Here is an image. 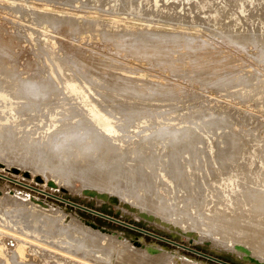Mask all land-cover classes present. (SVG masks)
I'll use <instances>...</instances> for the list:
<instances>
[{
    "label": "bare ground",
    "instance_id": "1",
    "mask_svg": "<svg viewBox=\"0 0 264 264\" xmlns=\"http://www.w3.org/2000/svg\"><path fill=\"white\" fill-rule=\"evenodd\" d=\"M88 1L90 2V0ZM93 1H96V5L97 2L109 1L107 3L114 4V6L109 4V6H112V8L113 7L117 8V4H119V6L123 7L121 9H124L126 11L125 13L128 14H133V13L136 14L138 11L141 10V9L139 10V8L141 7L140 3L139 5H137L138 2H135L134 0H133L134 3L131 2V0H93ZM147 1L149 2L150 0ZM151 1L153 3L156 0H151ZM183 1L184 0H182V2ZM193 1H192L191 9L196 11L197 14H199L200 16H202V20H204L203 21L204 23L206 20L207 23H209V21H212L215 24L217 22H219L217 24H220L222 22L221 17H224L222 15L226 13L225 11L223 12L224 8L225 10L228 9V11H232L233 13L231 16H234L235 18L241 16L244 19L242 20L244 21V23L251 18L253 19L255 18L256 20L254 21L251 20V21L257 22L258 30L256 32H254L253 30L254 33L251 32L253 33L252 35L250 34V31L252 30L248 32L245 31L244 33L234 31L233 33V31H230L231 30L230 28H232L231 26L229 27L228 30V25H227L228 23H226L227 26H225V28H223L224 26L222 27L219 25L223 29V31L219 29V32L221 31L219 34L214 29L215 27L213 29L211 28L210 29L212 31L215 30L216 31L215 34L216 33L218 35L221 34L220 39L222 38L223 39L222 42L224 43L227 42V44L230 43L231 45L235 44L233 46L237 45L239 47L246 46L250 43L253 46L260 45V47H264V0H215V1L193 0ZM143 2H141V4L142 3L145 4L146 0ZM170 2L172 3V1ZM157 3H159V1ZM85 4L83 1V5ZM159 4L158 7L161 6V5L159 6ZM182 4L184 3H181V5ZM99 5L98 7H100ZM148 5H152V4L149 3ZM163 5L165 6V4H162V8L167 9L169 13L170 11L174 12V10L177 9V6L174 7L171 4H170L171 7L169 6V8H167L168 5L166 7H163ZM188 5L191 6L190 3H188ZM106 6L107 4L104 7ZM147 6H145V8ZM152 6L154 7V3ZM92 7L94 6L92 5ZM178 7L180 8L179 5ZM162 8H160L161 10L159 9L160 13L161 12L163 13ZM115 10L117 9H114V11ZM107 11L108 10H106V12ZM147 11L150 12L148 13ZM147 11L146 12L150 16L152 12L151 9L149 8V10ZM182 11H180V13H182ZM123 12L121 13V17L122 15L124 16L123 18L129 16ZM155 12H157V9ZM155 12L153 11V14ZM111 13L115 14V12L114 13L111 12ZM250 13H254V15ZM52 14H50L49 16L51 17ZM170 14L173 15L172 13ZM118 15L120 16V14ZM125 15L127 16L125 17ZM162 15L160 17H162ZM169 15L168 18L172 17ZM181 15L180 17H182ZM135 16H137V14ZM154 16L156 17V15ZM200 16L199 18L201 20ZM69 17H70L69 19H71V16ZM129 17L132 18V16ZM123 18L122 19L111 18L109 19V22L105 23L103 21L100 20L98 21L96 19L86 20V18L83 17V19H85L83 25L78 24L80 26L75 25V27L81 31L87 30L90 34L100 35L104 37L103 38L104 40H106L105 37L107 36L110 40H114V41L117 40L119 41V43L121 40H123V42L130 41V43L128 44H135L137 42L136 38L141 34H143L144 37H149L150 41H152L153 44L157 43L156 45H152V48L150 49V53L149 51L147 53L152 54V56L155 55L158 60L155 58V56L154 58L158 61L160 66L161 64L170 63V61H172V63L175 62L171 59L173 58L174 54L178 53L177 55H180V57L177 58L178 65L179 66L183 65L184 67H186L187 64L186 61H184V58L192 57L191 60L196 61V63L194 62L195 67L194 64L193 66L190 65L191 67L189 66V70L191 73L195 71L193 72L194 74H196V72L197 74L199 73L197 80H200V82L204 83L202 84L203 86L206 83L211 84V86L212 85L214 86V89H216L215 87L217 86V88L223 89L222 91H224L225 89V91L228 90L229 94L232 93L238 95L241 94L243 95L247 93L248 92L247 87L253 86V83L251 85V83L249 84L247 80L246 82L245 80L243 82L240 81L245 78V76L243 77L240 74L241 72L238 74V76L240 75L243 77L242 79V77L239 76L241 78L239 80L240 82L237 81L238 78L236 79L232 77L234 70H236L237 72L238 70L240 71V68H238V66H237L238 69H236V67L234 68V66L236 65L232 63L234 61L233 59L231 63L234 66L230 62H227L226 58H225L226 61L224 59L220 60L219 57H218L219 60L214 61L216 55L213 56L212 54L207 53L206 56L208 57H202L201 56L202 54H200V52H197L196 49L197 47L195 48L196 50L193 47H191L192 45H194L192 43L190 44L191 39L195 37L189 36L186 32L182 31V29H180V31L171 30L170 26H173L175 22L174 23L172 22L173 24L167 26L170 28V29L167 28L169 32L165 30L161 32H149L147 30L145 32L141 31L138 34H136L133 31L134 26L131 27L125 25ZM134 18L133 20H135ZM164 18H165L164 22H166V17ZM168 18L167 21L169 23H171V21L174 20V19L172 20L169 19L170 20L169 21ZM185 18L186 17L183 16V19ZM193 18L194 17H192V19ZM226 18L225 21H229L228 20L229 17L227 18V20ZM176 19L178 20V17ZM125 20H128V18H126ZM231 20H233V18ZM239 20L240 19H238L237 21ZM68 21L70 22V20ZM178 21L180 24L182 23L181 19ZM184 21L185 20H183V22ZM194 21L192 22L191 20V23H194ZM196 21H198L197 18ZM185 22H187V19ZM231 22L233 25L235 21H231ZM179 23L177 24L179 25ZM247 23L248 22H246V25H249ZM202 24L199 23V25ZM238 24L240 26V23ZM108 25L112 26V28L115 29L114 34L110 32ZM223 25H225V23ZM209 27L212 26L210 25ZM252 27L254 28V25ZM237 30L241 31L240 29ZM69 33L71 32L69 31ZM210 36L212 38L213 33ZM180 41L187 42L185 50H181L179 48L180 50L175 51L176 50L175 48L174 51H171L173 49H169V46L173 47L174 44H177ZM199 42H204L205 43L204 45L208 43V42L206 43L205 41H199ZM199 42H197V44ZM184 43L183 46L185 45ZM134 46L138 47L140 45L135 44ZM199 48L200 50L203 49V47H199ZM212 48L214 47H211V49ZM5 49L6 48H4V51H6ZM127 53H131V52H127ZM144 53L146 55V52ZM144 53L142 54V57H144L143 56ZM218 55H221V53ZM260 56L263 57L264 52H262ZM151 57H149V59ZM55 58H53V60ZM93 58L94 57H92L91 59ZM222 58L224 57L222 56ZM6 60L7 59H5V61ZM263 62L264 59L262 63ZM52 63L51 65H53ZM116 63H118V61ZM237 63L239 62L236 61V64ZM62 64L64 66V63ZM83 65L86 64H84L83 62L82 66ZM156 65L158 66L157 62ZM173 65L175 66V63L170 64L169 66L173 67ZM87 67H85V69ZM192 67L194 68L192 69ZM175 68L172 69H174L175 71ZM53 69L55 70V68ZM102 69L105 68L102 67ZM170 69L169 71H171ZM13 70L12 72L7 70L5 71L4 68L0 66V145H1L0 156L1 157L4 158L7 157V156L5 157L6 150L8 151L10 149L11 150L16 149L15 152H11V156L8 157V159L10 158L13 161H17L23 158L24 161L23 163L24 164L26 163L25 167L31 168L32 170L37 172H41L46 168L51 173V177L53 180H58L59 178L62 180V182H64L62 178H65L67 182L69 180L70 181L72 180L73 182V179L74 180L77 179L80 180V182L91 183V181H93L91 180V175L93 174V171L95 169H110L111 167L114 166L112 162H115V164L119 163L118 164L119 167L123 169L122 172L126 176L127 174H129L130 177L129 183L131 186L130 190L133 192V195L136 196V198L139 199L140 197H146V196L148 197L151 194L154 195L153 199L144 200V205L146 207L145 211L152 213L153 215L156 216V218L158 217L159 219L170 220L173 224L175 225L177 224L183 229L193 228L199 233H209L217 237L219 236L221 237L223 234L226 235L225 233L229 232V230L230 231L238 230L239 232H243L242 229H240L242 227L240 224L243 222L250 224L249 227H252L250 229L253 231V233L254 232L257 233L259 230L264 229V136L262 137L258 136L256 131L254 132L258 137L256 136L253 137L252 135L253 133H251L253 138H251V136L249 138V133H248L247 136L249 139L243 136L245 133H243L242 136L236 133L235 134L224 133V135L222 136H216L215 133H213L212 125H214L215 122H218L219 120L208 122L205 126L195 125L193 127L192 124H196L192 121L194 120V118L193 119H191V117L190 119H188V117L182 118L183 115H180L182 117H180L178 114L173 115L174 113L172 112V110H169L172 108L170 102L172 100H177V99H178L177 101H179L180 99L179 97H177L179 96V94L177 95V92H175L176 93L175 96L171 93L172 87L169 88V85L166 86H168L170 90V94L174 96V99L173 97H171L172 99L169 98L170 94L168 98H165L167 96H164V98H162L163 96H161L160 97L161 101L158 100L161 103L157 104L156 102V104L154 105L151 102L153 101L155 96L154 98H152L153 95H150L148 93H143V91L149 92L151 94L152 92H150L149 90L147 91V89L144 88L145 85L142 84L144 86L141 87V89L143 88V91L141 90L143 94L141 93L142 95L139 96L140 90H138V88L140 86L138 88L137 86H134L135 83L137 82L135 80L137 79L131 80L133 78L126 79L123 85L117 84V86L115 85L112 86L110 84L112 87L111 89L107 88L106 85L107 83L106 84L104 83L105 85L102 86L100 85L101 83L99 84L100 86L96 84L97 88H93V84L89 82L91 81L90 79H92L90 74L88 72L84 73V71L82 73V71L80 70L79 72H81V75L79 76H81V79H77V78H76L77 80L65 79L64 81H62L63 85H61V82L56 83L55 80L53 81L50 76L46 79L43 77L38 80L19 79L20 77L19 78L17 77L19 76V74L16 75L15 73H13ZM90 70L87 69V71ZM94 70L97 71L96 69ZM241 71L243 73V70ZM237 72L234 71V73L236 74ZM137 73L138 72H136V74ZM95 74L93 73V76ZM258 77L259 76H257V78ZM58 78L59 76L56 77V79ZM194 78H196V76ZM139 83L141 84V82H138V85ZM154 83L152 82V84ZM246 83H248L249 85ZM156 85L159 84L156 83L155 86ZM61 86H63L64 90L66 91L65 93L63 92L60 93V90H58V89H62L60 88ZM205 86H210V85H205ZM156 88H154V90H157ZM158 88L160 90L161 87ZM163 88L164 86L162 87V90ZM168 88H164V89L166 90ZM251 88L253 89L255 87H251ZM252 89H250V91ZM254 90L255 89H253V94H254ZM173 91L174 89L172 90V92ZM160 92L162 91H158L157 93ZM168 92L166 90V93ZM153 93L155 95V91H153ZM220 93L222 92L220 91ZM51 94L52 95L54 94L53 97H50ZM58 94L59 96L62 94L61 95L62 97L60 96V98H56L55 95H57L58 97ZM90 94L94 97V99L90 96ZM160 94L163 95L164 93H160ZM160 94L158 96H160ZM204 95L205 94H203V97H205ZM248 97L250 96L248 95ZM198 111L196 113L195 112L192 113L198 115ZM209 114L211 113L209 112ZM41 125L44 126L42 131L40 132L39 128ZM191 127L193 128V130L191 129ZM23 132L26 133L25 140H23V142L19 143L17 146L14 147L13 144L14 145L16 144L14 142L15 136ZM128 135L133 137L132 138L133 140L132 139H129L130 141L126 140L128 139L127 138ZM3 143L6 144L8 143V145L4 146ZM2 144L4 147L2 146ZM203 146L206 148V151H203ZM220 146H222L221 149ZM29 147H31L32 149V154H22L21 151ZM199 147H202V151H200L201 154H199V156L200 155L201 156L195 158L196 155L194 156V151L195 150L198 151ZM46 149L47 151H50V153H53V155H55L58 158H60V156L58 155L65 154V156L68 157V161L66 163H62V160L60 158V160L58 159V161L56 162L48 163V158L46 159L41 154L42 151H45ZM103 161L106 162L103 163ZM193 165L197 167L196 168V170L198 171L197 175L199 174V176H195V174L193 173L195 172V168ZM192 169L194 171H192ZM77 180L75 181L77 182ZM70 181L68 183L71 185ZM99 186H101L102 188L107 187L105 183ZM173 190L177 192L176 194L178 193L180 194L177 197L174 196L173 198L167 199L169 194H173L172 192H175ZM57 211L58 210L56 211L54 209L52 210V208L47 206L44 202L30 199L28 203H25L13 193L0 192V264H74L75 263V261H71L73 260V258L64 261V263H61V261L60 262L55 261L57 260V258H59L58 260H61L60 253H58L59 250H61V252L66 251L71 253L81 252L82 256H87L88 258L92 257L96 261L98 260L99 262H105V264L106 263L109 264L108 261L110 257L114 254L113 253L114 241L110 242L108 240L111 239H107V237L105 238L102 235L101 237L100 235L99 236H93L94 234L90 235L86 232V230L84 231L83 229H80V227L79 228H77V226L73 227V225L71 224L72 221L71 223L64 224L62 217H59L60 213L58 215L59 218H57L56 216V214L58 213ZM228 234L229 233H227V235ZM263 240L262 242H264ZM48 244L49 247L51 244L52 245L51 247H53V249H58V251L56 250L57 251L56 259H54L53 261L45 258L50 254H48L47 256L42 255L46 253V249H48L47 248ZM90 246L96 247L97 250L95 248L96 251L95 250L91 251L93 249H90L91 248ZM126 249H124V247L120 248L119 250H117L115 256L119 257V259L121 256L123 258V255L128 253ZM32 251L33 254L35 252L38 255L34 254V256H32L33 254H30V252L32 253ZM69 254L70 253H67V255ZM52 255H50L51 258L50 256L48 258L50 259L55 258L54 256L55 254L53 255L54 257H52ZM41 256H43L42 259L40 258ZM62 256L65 255L62 254ZM75 256L77 258V255ZM80 260L81 261H79L78 259L76 264H80V262H83L82 258ZM129 260H133V259H129ZM91 261L93 260L91 259ZM87 262H89L88 259ZM133 262L136 261L133 260ZM88 264H93V263H88Z\"/></svg>",
    "mask_w": 264,
    "mask_h": 264
},
{
    "label": "rangeland",
    "instance_id": "2",
    "mask_svg": "<svg viewBox=\"0 0 264 264\" xmlns=\"http://www.w3.org/2000/svg\"><path fill=\"white\" fill-rule=\"evenodd\" d=\"M83 1H84V4L86 3L85 5H83ZM87 1L88 0L86 1L85 0H0V32H1L0 33L1 34L0 35V47H1L0 48V61H1L0 66L3 67L5 71L7 70V71L12 72V70L14 69L13 73H15L16 75L19 74V76H17L18 78L20 77L19 79L38 80L43 77L46 79L50 76L53 81L55 80L56 83L61 82V85H63L62 81H64L65 79H72V80L81 79V76H79L81 75V72H79V70L82 71V73L84 71V73L88 72L90 74L93 80L89 78L91 80L89 82L93 84V88H97V85L102 86L107 83L106 84L107 88L111 89L112 88L111 85L112 86L113 85L117 86V84L123 85L126 79H131V78H133L131 80L137 79L135 80L137 81L136 82L137 84L135 83L134 86H137V88L140 86L138 88V90H140L139 96L142 95L143 93H148L150 95H153L152 98H154L155 96V98L151 102L154 105L156 104V102L157 104L161 103L158 101V100L161 101V98H160L161 96H163L162 98H164V96H167L165 98H168L170 94L169 88L172 87L171 93L175 96L176 95L175 92H177V95L179 94V96L177 97H179L180 99L179 101H177L178 99L172 100L170 102L172 108L169 110H172V112L174 113L173 115H176V114H178L179 116L183 115V117L180 116L182 118H185V117L186 118L188 117V119H190V117L191 119L194 118V120L192 121L196 124H192L193 127L195 125L205 126L208 122L219 120L218 122H215V124L212 123L214 124L212 125L213 126L212 130L216 136H222L224 135V133L226 134L236 133V134H240V136H242L243 133H245L243 136L247 138H248L247 136L248 133H249V138L250 136L251 138H253L254 136L256 137L264 136V93H263L264 92V89H263L264 62L262 63L264 56L263 57L260 56L261 53L264 52V47H260V45L253 46L250 43L243 47H239L237 45L233 46L235 44L231 45L230 43L227 44V42L226 43L222 42L223 39L222 38L220 39L221 34L218 35L221 31H223L222 27L224 26L223 28H225V26L227 25H228V30L230 26L234 28V29L230 28L231 29L230 31H233V33L234 31L244 33L245 31L248 32L252 30L250 31V34L252 35L254 32L258 30L257 22H252L256 20L255 18L254 19L251 18L248 21H246L248 22L247 24H249V25H246V22L244 23V21H242L244 19L241 16L240 17L238 16V18L237 17L235 18L234 16H231L233 13L232 11H228V9L225 10L224 8L223 12L225 11L228 14L225 13L222 16H224L225 18L229 17L228 19L229 21H225V18L221 17L223 23L221 22L220 24H217L219 23L217 22L215 24L212 21H209V23H207L206 20L204 23L203 22L204 20H202V16H200L199 14H197L196 11L191 9L193 0L192 1L184 0L183 2L182 0H169V1L168 0H162V1L156 0L155 2H153L154 7L152 6L153 3L151 0L149 2L146 0L145 2L146 5L143 4L144 3L143 1L145 0L143 1L134 0L135 2H138V4L137 3L135 4L139 5L140 3L141 5V7L139 6L140 8L138 7L139 10L140 9L142 10L143 8H145V6H147L149 3L152 4V5H148L149 7L147 6L145 9H143L144 11L143 10L142 11L140 10L141 12L138 11L136 13L137 16H135L136 14L134 13L133 14L125 13L126 11L124 9H121L123 7L119 6V4H117V8L116 7L112 8V6H109V4L113 6L114 4L107 3L109 1L107 2L105 1L106 3L103 1H101L102 3L97 2V5H96V1L90 0V2L88 1L89 3ZM134 1L131 0V2L133 3ZM158 1L160 4L157 3ZM170 1H172V3ZM141 2L143 3L141 4ZM169 3L174 7L177 6V9H175L174 12L170 11V13H172L173 15H171L167 9L162 8V4H165V6L163 5V7H166ZM181 3H184L182 4L184 6H182ZM188 3H190L191 6L188 5ZM106 4L107 6L104 7ZM158 4L159 6L160 5L161 6L158 7ZM170 4L168 5L167 8H169V6L171 7ZM92 5L94 7H92ZM98 5L100 7H98ZM178 5L180 6V8L178 7ZM149 8L152 11L151 14H153V11L155 12L156 9H157V12H155L153 15L150 14L149 16L148 13L150 11H147L149 10ZM152 8H155V9H152ZM160 8L163 9V13L159 12L161 10ZM114 9H117V10L114 11ZM119 9H121L122 11ZM106 10L108 11L106 12ZM180 11H182V13H180ZM111 12L113 13L115 12V14H112ZM122 12L129 16H132V18L125 15V17L127 16L126 18H128V20H125L126 18H123L124 17L123 15L121 17ZM142 12L144 16L142 15ZM117 13L120 14V16ZM45 14H47L48 16ZM50 14H52L51 17L49 16ZM250 14L254 15V13H250ZM63 15L65 16L66 19L64 18ZM147 15L150 18H148ZM154 15H156V17ZM161 15L162 17H160ZM168 15L172 17L168 18ZM180 15L182 17H180ZM227 15H230V16H227ZM69 16H71V19H69L70 18ZM151 16L154 18H152ZM163 16L166 17L167 23H169L167 21V18L168 20L174 19L175 21L172 20L171 23L167 24L166 22H164L165 18ZM183 16H185L186 18L183 19ZM191 16L194 18L192 19ZM199 16L201 17V20ZM83 17L86 18V20L96 19L98 21L100 20L105 23L109 22V19L111 18H116V19L123 18L125 25L131 26V27L134 26L133 31L136 34H138L141 31L145 32L147 30L149 32H161L163 30L169 32L168 29L170 28L171 30H174V31L176 30L180 31V29H182V31L186 32L189 36L196 38V39L193 38L194 40L191 39V42H190V44L192 43L194 45L192 46L190 44L189 45L193 47L194 49L197 47L196 48L197 52H200V54H202L201 55L202 57H208L206 56L208 53V54H212L213 56L215 55L217 56V57L215 56V58L213 57L214 61L219 60V59L220 60L224 59L226 61L227 59V62L231 63L234 60L232 63L236 66H234L232 63L231 64L234 66V68L236 67V69L240 68V71L238 70L237 72L236 70H234L235 72H237V74L234 73L233 71L234 75L232 74V77L236 79L238 78L237 81H239L241 79L240 77L245 76V78L243 79L242 77L243 80H240V81L243 82L245 80L246 82L247 80V82L249 84L251 83V85L253 83V86L251 87H255L253 88L255 89L254 94H253V89L251 87H247L248 88L247 93L243 95L242 94L238 95V94H232V93L229 94L228 90L225 91L224 89V91H222L223 89L217 88V86L215 87L217 89L216 90L214 89L213 85L211 86V84L206 83L205 85H210V86H205V85L203 86L202 84L204 83L200 82V80H197L199 73L197 74L196 72V74H194L193 72L195 71L191 73L189 70V66L190 65L193 66L194 64V67H195V63H196V61L191 60L192 57L184 58V61H186V64H187L186 67H184L183 65L179 66L177 63V60H178L177 58H179L180 55H177L178 54L177 53V54H174L173 58L171 59L175 62L172 63V61H170V63L161 64L162 66L161 67L157 61L158 59L156 58V56L153 54L157 60L154 58V56H152V54H149L150 49L152 48V45H156L157 43L153 44L152 41H150L149 37H144L143 34H141L140 36L136 38L137 42L135 44H138L140 46L135 47L134 46L135 44H128L130 43V41H124L126 42L124 43L123 40H121L119 43V41L117 40L115 41L110 40L107 36L105 37L106 40H104L103 39L104 37L100 35L90 34L87 30L85 31L78 30L75 27V25L77 26H80L81 24L83 25V22L85 20L83 19ZM139 17H142V18H139ZM177 17H178V20L181 19L182 23L184 24L186 23L185 26L184 24L179 23V21L176 19ZM72 18H74L75 20ZM133 18L135 20H133ZM196 18L198 21H196ZM232 18L233 20H231ZM182 19L185 21L187 19L188 25H187V22L185 21L183 22ZM238 19L240 20L237 21ZM68 20H70V22ZM191 20L192 22L195 20L194 23H191ZM231 21L237 22V23L234 22L236 25L234 23L232 25ZM172 22L173 23L175 22L174 25L170 26V28L167 27L173 24ZM177 23H179V25ZM195 23L196 24L198 23V24L196 25ZM199 23L202 25H199ZM224 23L225 25H223ZM226 23L228 24L226 25ZM238 23H240V26ZM210 25L212 27H209ZM219 25L222 27H220ZM253 25H254V28L252 27ZM63 28H64V31L66 30L65 32L63 31ZM108 28L110 29V32L114 34L115 29L112 28V26L110 25H108ZM210 28L211 29L214 28L218 34L217 33L215 34L216 31L215 30L212 31ZM219 29L221 30L220 32H219ZM237 29H240L241 31H238ZM69 31L71 33H69ZM212 33L214 37L212 36L211 38L210 35H212ZM197 35H198V38H197ZM198 40L205 41L206 43L208 42L207 44L210 47L207 44L204 45L205 44L204 42H199ZM184 42L180 41L179 42L180 44L179 43L174 44L173 47L169 46V49H173L171 51H174L175 48H176L175 51L180 50V49L185 50L187 42L186 41ZM197 42L199 43L197 44ZM183 43L185 44L184 46H183ZM200 43H203V44H200ZM198 45L199 47H203V49L200 50ZM211 47H214V48L211 49ZM4 48H6L5 49L6 51H4ZM154 49H155V46H154ZM128 50H131V51H128ZM51 51L54 53H52ZM148 51L149 53H147ZM127 52H131V53H127ZM144 52H146V55ZM143 53H144L143 55L144 57H142ZM220 53L221 55H218ZM115 55H117L118 57ZM222 56L224 58H222ZM52 57L53 58L56 57L54 59L55 61L53 60ZM92 57L94 58L91 59ZM149 57L151 58L149 59ZM5 59L7 60L5 61ZM110 60L112 63L110 62ZM235 60L239 63L236 64ZM99 61H101L102 63ZM115 61L116 62L118 61V63H116ZM61 62L64 63V66ZM83 62L84 64H86L87 66L89 65L90 67L83 65L87 67L85 69V67L82 66ZM156 62L158 66L156 65ZM6 63L8 64L10 63L9 66ZM51 63L53 65H51ZM151 63L154 65H152ZM174 63H175V66L174 65L173 67L169 66L170 64H174ZM1 64H4V65H1ZM102 67L105 69H102ZM175 67L177 68L179 72L176 70ZM181 67H183L184 69ZM194 67H192V69ZM53 68H55V70ZM109 68L112 70H110ZM118 68L121 70H119ZM172 68H175V71ZM87 69L88 70L91 69V70L87 71ZM94 69H96L98 72L95 71ZM114 69H116L117 71ZM169 69L171 71H169ZM102 70L105 72H103ZM241 70H243V73ZM136 72L138 73L136 74ZM93 73L94 74L96 73L94 75L95 77L93 76ZM112 73L114 76L112 75ZM190 73L194 75H191ZM239 73L242 76L239 75L240 76L239 77L238 76ZM103 74L105 78L103 77ZM108 74L109 75L111 74V75L109 76ZM69 75H72V76H69ZM97 75H100V76H97ZM57 76H59L60 78V79L58 78L59 80L56 79ZM116 76L118 80L116 79ZM192 76L194 77L196 76V78ZM257 76H259L260 78L259 77L257 78ZM110 77L112 78L113 81L111 80ZM252 79H253V82H252ZM138 82H141V84L139 83L138 85ZM152 82L153 83L155 82V83L152 84ZM156 83L160 85V86L156 85L157 88L155 86ZM142 84L145 85V87ZM166 85H169V88ZM201 85L203 88L201 87ZM163 86L164 88H168L166 89L167 92L169 90L168 93H166V90L164 88L162 90ZM141 87L146 88L147 91L149 90L150 92H152V94L149 92H144L143 88L141 89ZM158 87H161L160 90ZM60 88H62V89H58L60 90V93L66 92L63 86H61ZM154 88H156L157 90H154ZM173 89H174L173 92L175 94L172 92ZM250 89L252 90L250 91ZM141 90L143 91V93ZM153 91H155V95ZM158 91H162L160 93H164V94L162 95L160 93H157ZM220 91L222 93H220ZM59 94H58V97L57 95H55L56 98H60L62 94L60 96ZM159 94L160 96H158ZM203 94H205L204 95L205 97H203ZM53 95L51 94L50 97H53ZM173 95L170 94L169 98L173 97L174 99ZM248 95L252 97L250 98L248 97ZM90 96L94 99V97L91 94ZM172 103L175 105H173ZM198 110H201V111H198ZM197 111H198V115L193 114L194 112L196 113ZM209 112L212 115L209 114ZM201 113L203 114V116ZM43 126L44 125L40 126V128L42 127L41 129L39 128L40 132L42 131ZM191 129L193 130L192 127ZM254 131H256L258 136L256 135ZM251 133H253L252 134L253 137ZM25 138H26L25 132L17 134L14 138V142L16 144L15 145L13 144V146L15 147L19 143L23 142ZM127 138L128 139L126 138L125 139L129 140V139H132L133 137L128 135ZM3 144L4 146L8 145V143L7 144L3 143ZM221 148L222 146H220V149ZM15 150L14 149L13 150L10 149L8 151L6 150L5 152V157L7 156L6 158L0 156L1 157L0 158V192L13 193L25 203H28L30 199L44 202L47 206L52 208V210L53 209L55 211L58 210L57 211L58 213L56 214V216L57 218L62 217L64 224L71 223L72 221L71 224L73 225V227L74 226L75 227L77 226V228L80 227V229H83L84 231L86 230V232L90 235H93V234H94L93 236L100 235V237L102 235L105 238L107 237V239H111L108 241L110 242L114 241L113 242V253L114 254L110 257L108 261L109 264H135V263L138 264L139 262H140L139 264H264V242H262V240L264 239V229L259 230L257 233L256 232L253 233V231L250 229L252 227H249L250 224L243 222L240 224L242 226V227L240 226L241 227L240 229H242L243 232H239L238 230H231V231L229 230V232H227L229 233L228 235L227 233H225L226 235L223 234L221 237L220 236L217 237L209 233H199L193 228L183 229L177 224L176 225L173 224L170 220L159 219L158 217L156 218V216L153 215L152 213L145 211L146 207L144 205V200L153 199L154 195L151 194L148 197L147 196L140 197L139 199L136 198V196H134L133 192L130 190L131 186L129 183V178H130L129 174H127L126 176L122 172L123 169L119 167L118 165L119 163L115 164V162H112L114 166L111 167L110 169H95L93 171V174L91 175V180H93L91 181V183L80 182V180L75 179L77 180L76 182L73 179V182L72 180L71 181L69 180L71 183L70 185L68 183L69 181L67 182L65 178H62L64 182H62V180L59 178L58 180H53L51 177V173L46 168L42 170L41 172H37V171L32 170L31 168L25 167L26 163L25 164L23 163L24 162L23 158L17 161H13L10 158L8 159V157L11 156V152H15ZM200 151H202V147H199L198 151L196 150L194 151V156L196 155L195 158L201 156V155L199 156V154H201ZM203 151H206V148L204 146H203ZM21 152L22 154H32V149L31 147H29V148H26L25 150H22ZM195 152H198V153H195ZM41 154L46 159L48 158V163L56 162L58 161V159L60 160V158L62 160V163H66L68 161V157H66L65 154L58 155L60 156V158H58L55 155H53V153H50V151H47V149L45 151H42ZM105 162L106 161H103V163ZM193 166L195 168V172L193 173L195 174V176H199V174L197 175L198 173V171L196 170L197 167H195V165ZM192 171L194 170L192 169ZM103 183H105L107 187L102 188L101 186H99V185H103ZM172 193L173 194H169L167 199L173 198L174 196L177 197L180 194V193L176 194L177 193L176 191ZM61 213L63 214V216ZM260 242L263 244H261ZM51 246L52 245L50 244V247H49V244H48V247H47L48 249H46V253L42 255L47 256L48 254L50 255L55 254L54 255L55 258H52V259H50L51 258L50 255L45 257L46 259L53 261L54 259H56L58 249H53V247ZM122 247H124V249L127 248L126 250L128 253L123 255V258L121 256L119 259V257L115 256V254L117 250H119ZM95 248L96 247H91L90 249H93L91 251H94ZM47 250H50V251H47ZM59 251L58 253H60L61 260H58L59 258H57V260L55 261H59V262L61 261V263H64V261L70 260L73 258V260L71 261H75V263L74 262L73 263L76 264L77 260L79 259V261H81L80 259L82 258V261L84 263L80 262V264L81 263L82 264H88V263L105 264V262H99L98 260L97 262L92 257L88 258L87 256H82L81 252H72L73 255L74 254L77 255V258H76L75 255L73 257L71 252H66V251L61 252V250ZM67 253H70L71 255L70 254L67 255ZM30 254H33V251L32 253L30 252ZM34 254H37V253L34 252ZM34 254L32 256H34ZM62 254L65 256H62ZM53 255L52 257H54ZM43 256H41L40 258L42 259ZM49 256L50 258H48ZM140 258H143V259H140ZM87 259L89 260V262H87ZM91 259L93 261H91ZM129 259H133L136 262H133V260H129ZM127 260L129 261V263Z\"/></svg>",
    "mask_w": 264,
    "mask_h": 264
}]
</instances>
